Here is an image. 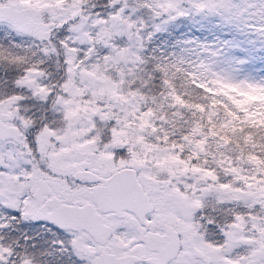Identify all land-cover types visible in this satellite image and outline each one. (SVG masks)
<instances>
[{
    "label": "snow or ice",
    "instance_id": "obj_1",
    "mask_svg": "<svg viewBox=\"0 0 264 264\" xmlns=\"http://www.w3.org/2000/svg\"><path fill=\"white\" fill-rule=\"evenodd\" d=\"M0 264H264V0H0Z\"/></svg>",
    "mask_w": 264,
    "mask_h": 264
}]
</instances>
